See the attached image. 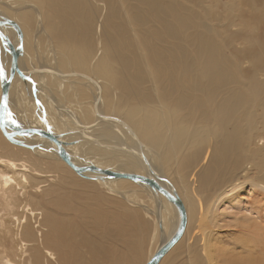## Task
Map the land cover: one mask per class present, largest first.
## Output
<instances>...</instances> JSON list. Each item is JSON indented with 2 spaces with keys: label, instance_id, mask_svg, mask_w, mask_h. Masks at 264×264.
Segmentation results:
<instances>
[{
  "label": "bare ground",
  "instance_id": "6f19581e",
  "mask_svg": "<svg viewBox=\"0 0 264 264\" xmlns=\"http://www.w3.org/2000/svg\"><path fill=\"white\" fill-rule=\"evenodd\" d=\"M33 1L37 4L31 0H0V103L2 83L9 82L7 110L11 113L10 117H3L14 128L54 134L75 166L69 165L58 153V146L43 135L29 134L25 141L23 136H13L15 129L9 126L6 130L11 134L10 140L0 129V206H4L0 208V221L8 224L7 232L17 241L16 250L2 251L0 264H53L59 255L64 257L59 247L64 238L84 235L78 223L70 227L62 218L50 219L33 203L37 202L35 195L40 194L39 184L48 181L40 180L43 173H50L55 179L76 175L95 187L101 181L94 176L103 177L101 184L115 191L125 185L151 191L157 224L166 229L165 211L173 221L169 232L162 233V242L155 252L178 229L180 215L176 205L143 181L111 177L99 169L137 175L144 170L145 177L177 194L187 215L180 242L186 234L188 238L193 215L192 201L183 198L181 191L185 195L193 193L197 182V189L224 182L212 200L200 202L197 208L200 213L205 211L206 229L220 226L219 205L245 186L259 206L254 215L264 218V21L251 11H257L264 0H187L196 3L199 11H192L190 6L179 11L178 0H133L136 5L127 14L135 36L144 44L143 57L137 56L134 41L121 34L123 25L110 23L109 11L100 23H93L89 11L93 5L104 8L99 0ZM59 4L64 7L56 9ZM144 10L155 20L146 16ZM112 15L117 18L114 8ZM214 15L231 21L239 17L244 23L239 21V31L220 43L215 28L201 22ZM44 17H56L60 24L49 27L47 23V27ZM27 28L33 31V37ZM41 39L46 52L39 55ZM237 39L241 40L239 49L229 56L223 45L234 46ZM28 45L36 50V64L29 57ZM12 48L18 51L17 64L27 76L25 79L16 73L9 80ZM96 50L97 55L92 56ZM237 59L239 77L231 65ZM87 67L92 75L81 72ZM106 84L113 88L104 89ZM109 89L114 96L111 108H107L105 95ZM90 99L94 104L92 112L86 106ZM19 100L22 103H17ZM32 104L43 120L36 127L30 123ZM47 107L78 127L57 134L49 125ZM112 112H122L135 130ZM92 144L96 146L91 147ZM98 148L101 151L96 152ZM84 164L96 168L91 167V171ZM76 166L84 171L79 172ZM197 201L194 196V204ZM75 214L82 215L80 207L75 208ZM247 221L237 229L241 251L239 242L228 250L212 245L205 264H264V219ZM30 232L36 237L35 244L28 241ZM209 235L197 237L206 245ZM26 250L34 253L26 258ZM43 257L46 260L42 261Z\"/></svg>",
  "mask_w": 264,
  "mask_h": 264
},
{
  "label": "rangeland",
  "instance_id": "374dc122",
  "mask_svg": "<svg viewBox=\"0 0 264 264\" xmlns=\"http://www.w3.org/2000/svg\"><path fill=\"white\" fill-rule=\"evenodd\" d=\"M31 1L32 3L35 2L33 0ZM178 1L181 4L178 6L179 11L185 6H190L189 8H191L192 11H199L200 9L196 3L192 4L187 0ZM99 2L104 4L103 9H101L99 4L97 6L93 5L89 11V15L93 18V23H100L104 14L109 11L111 14L110 23H114L118 26L123 25L121 34L125 39L134 41L137 56L143 57L144 53L141 47L143 48L144 44L139 36H135L133 26L129 24L127 14L131 12L129 8L136 5L133 0H99ZM237 3H239V0H237ZM63 7V4H59L56 9H61ZM113 8L118 12L117 18L112 15ZM257 8V11L253 9H251V11L256 12L264 21V5H259ZM218 10L222 11V8L219 7ZM145 11L146 10H144V13ZM148 13H145L146 16H150ZM152 19L155 20L154 17H152ZM239 21L244 23V20L239 17L236 21H231L227 17L219 18L217 15L201 19L203 24L207 22L215 28L217 33H215V31L214 33L217 41L220 43L232 33L239 31ZM44 22L46 26L48 23L49 27L51 25L56 26L60 24L59 19L56 17H44ZM31 28L33 29V24ZM27 30L30 32V36L33 37V31L28 28ZM57 30H59V28ZM50 33L53 35L55 34L53 31H50ZM43 40L44 39H41L42 43L39 46V50H37L39 55L40 53L46 52ZM239 41L241 42V40L237 39L234 46L229 44L223 45L229 56H231V52L236 48L239 49ZM57 47L60 51H64L61 45H57ZM27 51L29 57L31 56L36 64L37 62L34 60V55L36 54L34 46L28 45ZM97 53L98 51L96 50L92 56H96ZM237 60L232 62L231 65L234 73H237L239 77V59ZM243 65L245 66L246 63ZM61 66L62 64H60V67ZM89 69L90 68L87 67V69L81 72L92 75ZM37 80H40L39 77ZM109 87L113 88V86L106 84V88L104 89H108ZM25 93H27V90H25ZM105 95L109 102L107 108H111L110 104L112 105L114 103L112 90H107ZM73 101L74 99L72 102ZM86 102L87 109L92 112L93 109L91 108L94 106L93 101L90 99ZM17 103L22 102L19 100ZM67 105L73 106L74 104L69 103ZM107 110L111 111V109ZM15 113H17V111H15ZM47 114L49 125L57 134L78 127L74 122L62 120L63 118H60L57 113L50 112L49 107H47ZM110 114L115 113L112 112ZM115 115L125 120L135 130L134 125L124 117L122 112H118ZM29 117L31 120L30 123L35 127L41 125L43 122L42 116L37 112V108L34 104L31 105ZM69 117L72 118L70 115ZM206 136L207 139L210 138L209 135L206 134ZM23 139L28 141V135H23ZM93 146L96 145L92 144L91 147ZM95 150L96 152L101 151L100 148ZM101 156L105 157L106 155L100 154V157ZM103 165L106 166L105 164ZM82 166L91 171H93L91 167L96 168V165L93 164H84ZM260 169L261 167L257 168L258 171H260ZM142 171L138 173L144 176ZM94 177L102 183L103 177ZM45 179L48 181L39 184V186H41L39 188L40 194L35 195L37 202L33 201V203L37 204V207L44 210V212H47L45 214L48 218H62L64 219V223L70 227L78 223L79 227L81 229L83 228L84 232V235L78 236L75 239H73L74 237L63 239L59 247L64 252V257L59 255L58 260H56V262L54 261L53 264H145L153 256L155 250L162 242V233L164 234L166 230L165 234H167L173 226V221L169 218L166 211L164 214L166 229H161L160 225L157 224L153 214L155 208L153 193L146 188L140 187V190H138L133 186L125 185V187H118V190L115 191L114 188H108L101 183L97 184V187H95L83 178H79V176L72 174L64 175L61 179H55L52 174L43 173V177L40 180L42 181ZM167 179L172 186L177 189L174 181L170 180L168 177ZM223 183L222 181H216L212 184H207L202 189H197V182L194 184L196 188L193 190V193L185 195V192L181 191L184 196L182 197H187V200L192 201L193 207V215L190 219L187 232L189 233L188 238H186V234L181 242L179 240L160 264H205V258L212 253L210 248L212 245L228 250L232 249L234 245L239 242V252L241 251L242 242L237 232L239 224L243 222L247 223V218H250V222L253 221V218L258 221L264 219L253 213L254 209H257L259 206L254 202L256 198H254L252 194L249 196L248 191L250 188L248 186H245L243 190L230 200H226L219 205L218 211L220 216L218 218L220 219V226L218 228L211 229L209 227L206 229L205 211L200 213V210L197 209L200 202H204L206 199L212 200L217 195V190ZM194 196L198 199L195 204L193 202ZM29 202L32 204L30 197ZM93 203L94 206H92ZM78 207L81 208L82 215L76 217L75 208ZM0 208H4V206H0ZM2 218V215H0V219ZM7 229L8 224L0 221V259L4 257V252H2L4 249L16 250L17 241L14 240L12 234L7 232ZM42 230L46 232L47 228H43ZM29 231H31V228H29ZM34 231H37V229H34ZM203 233L204 236L206 234V238L207 235L210 234L206 245L204 240L197 237V235H203ZM5 238H7V240ZM35 238V235L31 233V236L28 237V241L35 244ZM31 253H34V250H26L23 256L28 258ZM44 260H46V257L42 258V261Z\"/></svg>",
  "mask_w": 264,
  "mask_h": 264
},
{
  "label": "water",
  "instance_id": "95a60500",
  "mask_svg": "<svg viewBox=\"0 0 264 264\" xmlns=\"http://www.w3.org/2000/svg\"><path fill=\"white\" fill-rule=\"evenodd\" d=\"M1 34H2V32L0 31V37H1ZM11 53H12V62H11V67H10V72H9V80H12V78L14 77V75L16 73L24 79L27 78V76H25L23 74V72L18 67V64H17V62H18V51H15L12 48ZM20 53H21V51H20ZM8 87H9V82L2 83V99H1V103H0V105H1L0 129L2 130L4 135H6L11 140V134H10V132H7V130H6V128L9 126H11L12 129H15V132H12L13 136H15V135L23 136V135H29V134L43 135L46 138H49L50 140H52L58 146V149H59L58 153L60 154V156L64 160H66L69 163V165L75 166V165H72V163L69 161L68 154L62 146L63 143L60 142L54 134H51L50 132H47V131L41 130V129H31V128H26V127L14 128L13 125L7 124V121H5L6 118H4L3 116H4L5 103L7 105ZM75 169H78L79 172L84 171V168H80L77 166ZM99 170H101L102 174L108 175L111 177H116V176L117 177H127V178H131L135 181H143L144 183H147L150 186H152L154 189L158 190L160 193L164 194L167 198H169V200L173 204L176 205V207L179 211V215H180V224L178 226V229L176 230L174 235L161 248H159V250H157L155 252V254L145 263V264H157L159 262V260L169 251V249L180 239V237L182 236V234L185 230L187 215H186V210H185V207L183 205L182 200L179 198V196L177 194L169 192L166 188H164L163 186H161L160 184H158L154 180L149 179L148 177L140 176L137 174H129V173H121V172L118 173V172H115V171L109 170V169H99Z\"/></svg>",
  "mask_w": 264,
  "mask_h": 264
},
{
  "label": "snow or ice",
  "instance_id": "6c2138e0",
  "mask_svg": "<svg viewBox=\"0 0 264 264\" xmlns=\"http://www.w3.org/2000/svg\"><path fill=\"white\" fill-rule=\"evenodd\" d=\"M3 72V67L2 66H0V73H2ZM4 115H6V116H11V113L7 110V105H6V103H5V106H4ZM13 122H15V121H13Z\"/></svg>",
  "mask_w": 264,
  "mask_h": 264
}]
</instances>
